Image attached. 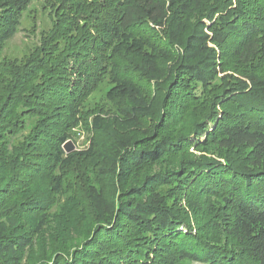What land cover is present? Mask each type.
I'll return each instance as SVG.
<instances>
[{"label":"trees","instance_id":"1","mask_svg":"<svg viewBox=\"0 0 264 264\" xmlns=\"http://www.w3.org/2000/svg\"><path fill=\"white\" fill-rule=\"evenodd\" d=\"M32 1L0 0V51ZM49 2L38 53L0 59V264H264V74L228 68L264 58V0ZM139 73L174 104L221 108L167 134ZM104 80L114 115L67 154Z\"/></svg>","mask_w":264,"mask_h":264},{"label":"rangeland","instance_id":"2","mask_svg":"<svg viewBox=\"0 0 264 264\" xmlns=\"http://www.w3.org/2000/svg\"><path fill=\"white\" fill-rule=\"evenodd\" d=\"M50 1V0H49ZM48 0H33L32 4L28 7V9L23 14V19L17 29V33L10 37L8 40L5 41L3 44V48L0 51V59L2 61H6L7 64L14 63L17 65V67H20L24 65L26 62H29L31 58H33L37 53L38 50L42 47L44 38L51 32L52 25H53V12H54V6H52V3L50 4ZM196 17V15H195ZM195 17L192 18V20L195 19ZM163 42V40H161ZM167 48L166 50H169L170 58L176 57L177 53V47L174 45H170L167 43L165 45ZM172 56V57H171ZM228 68L231 70L236 71V69L240 70V74L243 73V75H252V76H262L264 74V58H260L258 61H256L252 66H239L237 63H235L234 60H231L229 62ZM234 71H228L229 73L233 74ZM238 72V71H237ZM236 74V73H234ZM238 75V74H236ZM137 86L141 87L143 91H145L149 97L148 100H154L153 98L157 100V110H156V118L158 119L159 115H162L160 110L170 111L171 118H169L165 123L163 124V127L166 128V133L170 134L175 129H183L185 124L189 123L190 120H194L198 118L200 115L207 114L212 109H220V104L215 105V103L212 102V96L210 93L207 95V100L202 101L199 100L198 102L190 105H181L179 102H176L175 104L172 103L175 99H167L164 97V91L166 87H168L165 79L160 80H154L152 82L147 81L146 75L143 73L137 74ZM98 88L92 92L85 100H84V113L82 116H84V119L82 122H79L77 126L71 128L69 131H71L72 136L69 138L74 145H76L75 150L71 151H84L91 147L90 142L92 140V131L90 130V127L95 125V118H97V115L104 117H113V104H112V97L111 94L114 95L115 99H118L117 93H120V91H115L117 89V85L112 80H104L101 82L98 86ZM112 92V93H111ZM153 97V98H151ZM114 100V99H113ZM178 101V100H175ZM205 102V103H203ZM171 104H173V107H171ZM177 104V105H176ZM175 106V107H174ZM159 107V111H158ZM113 109V110H112ZM104 110V112H102ZM112 110V111H111ZM149 114V113H148ZM116 115V113H115ZM150 116V114H149ZM191 120V121H192ZM142 125L151 126L150 124H147L145 120H143ZM138 131L139 129H133ZM139 133V131H138ZM165 133V132H164ZM67 140L66 142H68ZM194 140H191L193 142ZM194 143V142H193ZM194 146H191L189 148V155L196 154L199 156V154H212V151H214V148L211 150L202 152L201 150H196L195 144H191ZM200 148V147H199ZM205 149V147L201 148ZM69 154V153H67ZM170 163V162H169ZM169 163H163L156 166L155 169H160L161 167H171L174 166V164ZM172 201V198L170 199ZM180 204H186V201L182 199V202ZM53 210H58V207H54ZM191 215L190 208L188 209ZM60 212V211H59ZM63 212V211H61ZM194 218V216H193ZM192 222H194V219H192ZM195 224V223H193ZM178 264H205L204 262H198L191 259L183 260L179 262Z\"/></svg>","mask_w":264,"mask_h":264},{"label":"water","instance_id":"3","mask_svg":"<svg viewBox=\"0 0 264 264\" xmlns=\"http://www.w3.org/2000/svg\"><path fill=\"white\" fill-rule=\"evenodd\" d=\"M64 145H65L64 148H65L67 153H70L71 151L75 150V148H76V145H74V143L71 140L66 142Z\"/></svg>","mask_w":264,"mask_h":264}]
</instances>
